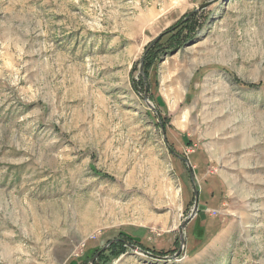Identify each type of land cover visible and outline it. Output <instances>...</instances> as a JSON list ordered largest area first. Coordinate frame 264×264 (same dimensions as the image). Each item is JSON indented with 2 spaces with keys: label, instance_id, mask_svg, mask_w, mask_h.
Returning <instances> with one entry per match:
<instances>
[{
  "label": "rangeland",
  "instance_id": "1",
  "mask_svg": "<svg viewBox=\"0 0 264 264\" xmlns=\"http://www.w3.org/2000/svg\"><path fill=\"white\" fill-rule=\"evenodd\" d=\"M0 264H264V0H0Z\"/></svg>",
  "mask_w": 264,
  "mask_h": 264
},
{
  "label": "water",
  "instance_id": "2",
  "mask_svg": "<svg viewBox=\"0 0 264 264\" xmlns=\"http://www.w3.org/2000/svg\"><path fill=\"white\" fill-rule=\"evenodd\" d=\"M211 4V1L210 2H207V3H203L201 5H199V7H197L194 11H192L186 18H190L194 13H196L197 11H201V10H204L205 8H207L209 5ZM161 37V35L157 36L149 45L148 47L146 48L141 60H140V71L141 73L144 75V61H145V55L147 53V51L149 50V48H151L158 40L159 38ZM144 80L146 81V78L144 76ZM144 99L145 101L149 104L150 107L154 108L150 102H149V98H148V91L146 90L145 91V96H144ZM186 160V159H185ZM187 161V160H186ZM190 175H191V178L193 179L194 177V174L192 172V170H190ZM194 192H195V197H196V200H195V205H194V209L190 215V217L184 221V223L182 224L181 226V230H180V234H181V243L182 245L185 243V239H184V228L186 227V225L189 223V221L196 215V211H197V207H198V189L196 188V186H194ZM117 240V239H116ZM115 240V241H116ZM115 241H111L107 246L103 247L102 250L98 251L96 253V255L91 259V262L93 263L96 258L99 257V255L101 254V252L103 250H105L110 244L114 243ZM132 249H137L139 252H145L142 248H139L137 247L136 245H133V244H128Z\"/></svg>",
  "mask_w": 264,
  "mask_h": 264
},
{
  "label": "trees",
  "instance_id": "3",
  "mask_svg": "<svg viewBox=\"0 0 264 264\" xmlns=\"http://www.w3.org/2000/svg\"><path fill=\"white\" fill-rule=\"evenodd\" d=\"M196 13H194L192 15V17L195 15ZM188 16V14L183 18L181 19L179 22L176 23L175 26L171 27L170 29H168L167 31H165L164 33L161 34V37L159 38V40L151 47L149 48V50L147 51L146 55H145V61H144V69H145V73L148 74V69H147V64H148V58H149V54L151 52L152 49L155 48V46H157V44L161 41V39L166 36V35H172V36H175V35H179L180 33H182L184 31L185 28H187L189 26V24L191 23V20H192V17L190 18H186ZM144 80V78H143ZM133 82L134 79H133ZM143 82V81H142ZM145 82V81H144ZM254 86V85H252ZM129 237V236H128ZM131 238V237H129ZM129 240V239H128ZM130 241V240H129ZM125 243V242H124ZM115 244V243H114ZM112 244V245H114ZM132 244V243H131ZM146 252V251H145ZM148 253V252H147ZM160 254L163 253V251H160L159 252ZM149 254V253H148ZM152 256H154L153 254H151Z\"/></svg>",
  "mask_w": 264,
  "mask_h": 264
},
{
  "label": "crops",
  "instance_id": "4",
  "mask_svg": "<svg viewBox=\"0 0 264 264\" xmlns=\"http://www.w3.org/2000/svg\"><path fill=\"white\" fill-rule=\"evenodd\" d=\"M176 15H177V14H176ZM170 16H173V13H172ZM195 216H196V215H195ZM195 216L189 221V223H188L189 225L192 224L195 220H197ZM189 225H188V226H189Z\"/></svg>",
  "mask_w": 264,
  "mask_h": 264
},
{
  "label": "bare ground",
  "instance_id": "5",
  "mask_svg": "<svg viewBox=\"0 0 264 264\" xmlns=\"http://www.w3.org/2000/svg\"><path fill=\"white\" fill-rule=\"evenodd\" d=\"M174 92L176 93V95H180L181 94V90L179 89V87L178 88H175L174 89Z\"/></svg>",
  "mask_w": 264,
  "mask_h": 264
}]
</instances>
